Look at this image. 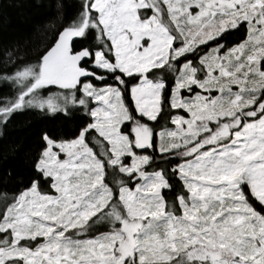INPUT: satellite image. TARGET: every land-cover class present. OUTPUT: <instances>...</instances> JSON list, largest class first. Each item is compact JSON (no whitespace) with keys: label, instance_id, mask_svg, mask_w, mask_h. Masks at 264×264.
<instances>
[{"label":"snow or ice","instance_id":"obj_1","mask_svg":"<svg viewBox=\"0 0 264 264\" xmlns=\"http://www.w3.org/2000/svg\"><path fill=\"white\" fill-rule=\"evenodd\" d=\"M51 27L0 72V127L66 121L0 187V264H264V0H80Z\"/></svg>","mask_w":264,"mask_h":264},{"label":"trees","instance_id":"obj_2","mask_svg":"<svg viewBox=\"0 0 264 264\" xmlns=\"http://www.w3.org/2000/svg\"><path fill=\"white\" fill-rule=\"evenodd\" d=\"M80 0H0V72L12 71L8 63L34 62L52 42L53 23L62 15L67 23L79 10ZM239 39V36L229 38ZM9 85L0 82V97L11 95ZM62 114L26 109L14 114L6 127H0V187L14 190L32 172V164L41 146L42 133L59 131L65 126Z\"/></svg>","mask_w":264,"mask_h":264},{"label":"rangeland","instance_id":"obj_3","mask_svg":"<svg viewBox=\"0 0 264 264\" xmlns=\"http://www.w3.org/2000/svg\"><path fill=\"white\" fill-rule=\"evenodd\" d=\"M53 91H56L55 87L53 86ZM51 114V113H50Z\"/></svg>","mask_w":264,"mask_h":264}]
</instances>
